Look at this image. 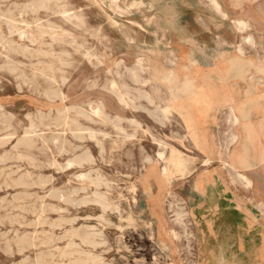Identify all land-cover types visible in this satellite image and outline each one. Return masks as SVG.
Returning a JSON list of instances; mask_svg holds the SVG:
<instances>
[{"label":"rangeland","instance_id":"obj_1","mask_svg":"<svg viewBox=\"0 0 264 264\" xmlns=\"http://www.w3.org/2000/svg\"><path fill=\"white\" fill-rule=\"evenodd\" d=\"M216 1L226 17L209 0H0V264H264L221 189L194 191L215 165L190 120L212 107L229 187L252 184L225 165L241 91L188 72L264 92V0Z\"/></svg>","mask_w":264,"mask_h":264},{"label":"crops","instance_id":"obj_2","mask_svg":"<svg viewBox=\"0 0 264 264\" xmlns=\"http://www.w3.org/2000/svg\"><path fill=\"white\" fill-rule=\"evenodd\" d=\"M202 29L204 34L212 32L210 30L206 31L205 27ZM193 42L197 43L200 49L208 50L206 42L202 44L198 40H193ZM213 45H216L215 41H213ZM188 73L195 74L198 78L199 75H209L213 81L208 86L219 92H224L226 89L241 91L240 101L235 104V112H232L237 119L236 126H233L237 141L232 147L236 149L230 159L235 168H230L235 173L246 177L250 176L252 184L250 192L243 185L237 184L234 190L229 187L226 180L228 177L227 170L221 166V158L215 139V128L218 123L217 111L220 108L212 107L210 115L206 117L192 116L190 120L193 123V134L199 137L197 147L203 154L211 153V163L215 165L197 178L201 188L194 191L202 196L207 186L220 188L221 194L218 198L225 202L226 210L238 214L242 219L243 227L247 228L249 233L255 235V238L259 241V247L264 248V92L256 95L252 94L254 97L243 98V91L247 89H244L238 83L229 84L228 82L221 83L217 81V76L222 72L215 66L203 69L198 65L197 69L193 68ZM247 140H251V142ZM216 162H219L218 166H216ZM239 164L245 166L251 164V166L241 167Z\"/></svg>","mask_w":264,"mask_h":264},{"label":"bare ground","instance_id":"obj_3","mask_svg":"<svg viewBox=\"0 0 264 264\" xmlns=\"http://www.w3.org/2000/svg\"><path fill=\"white\" fill-rule=\"evenodd\" d=\"M54 1V0H53ZM210 2H211V5L214 7L213 9H215L218 13H220L223 17H226L225 16V14L221 11V8H220V6H219V4L217 3V1L216 0H209ZM62 16V15H61ZM11 21V20H10ZM237 26V28H239V29H243L244 27H245V25L242 23V22H236L235 23ZM24 26V25H23ZM27 29V28H26ZM23 34V33H22ZM240 51V50H239ZM181 65V64H180ZM43 71V70H42ZM44 72V71H43ZM45 73V72H44ZM44 78V77H43ZM162 110V112L164 113V116H165V114H167V111H168V109L167 108H164V109H161ZM156 114V113H155ZM202 115V114H201ZM233 116V120L231 121L232 122V125L233 126H235L236 125V123H237V119L235 118V115L233 114L232 115ZM105 125V124H104ZM236 137H237V135L236 134H233L232 136H231V139H230V144H232L234 141H235V139H236ZM172 154H173V152H171V154L169 155L170 157H168V159H166V158H163V154H160V158L164 161V164H165V166L162 168V173H163V175L166 177V178H168L170 175H173V174H175V173H173L172 174V171H170V167H173V170H174V168H175V170H177L178 172H182V169H185V166H184V163L182 162V160L181 161H178V162H170L169 161V159L172 157ZM158 160V159H157ZM156 160V161H157ZM162 161V162H163ZM225 165H227V166H229V167H231V168H235L234 167V165L232 164V163H229V162H225ZM245 167H250L249 165H247V166H245ZM185 173V172H184ZM186 174V173H185ZM241 179H243V180H245V181H247L246 180V178H244L242 175H240V174H237ZM183 176V175H182ZM169 179H170V177H169ZM172 179V178H171ZM243 180H242V182H243ZM248 182V181H247ZM182 212V211H181Z\"/></svg>","mask_w":264,"mask_h":264}]
</instances>
